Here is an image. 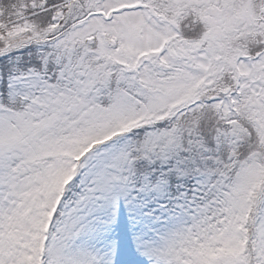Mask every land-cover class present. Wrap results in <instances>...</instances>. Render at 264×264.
I'll return each mask as SVG.
<instances>
[{
  "label": "snow or ice",
  "instance_id": "obj_1",
  "mask_svg": "<svg viewBox=\"0 0 264 264\" xmlns=\"http://www.w3.org/2000/svg\"><path fill=\"white\" fill-rule=\"evenodd\" d=\"M0 264H264V0H0Z\"/></svg>",
  "mask_w": 264,
  "mask_h": 264
}]
</instances>
